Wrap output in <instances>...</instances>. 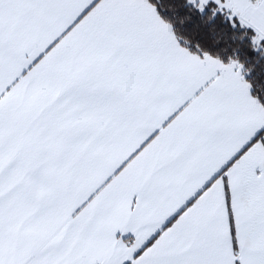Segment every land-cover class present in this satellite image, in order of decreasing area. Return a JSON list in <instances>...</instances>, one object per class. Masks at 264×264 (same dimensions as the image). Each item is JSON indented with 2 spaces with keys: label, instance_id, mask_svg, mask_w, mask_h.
I'll return each instance as SVG.
<instances>
[{
  "label": "snow or ice",
  "instance_id": "6c2138e0",
  "mask_svg": "<svg viewBox=\"0 0 264 264\" xmlns=\"http://www.w3.org/2000/svg\"><path fill=\"white\" fill-rule=\"evenodd\" d=\"M0 264H264V0H0Z\"/></svg>",
  "mask_w": 264,
  "mask_h": 264
}]
</instances>
